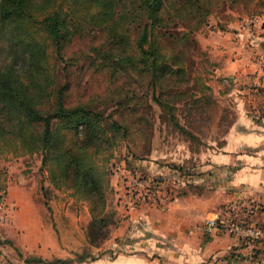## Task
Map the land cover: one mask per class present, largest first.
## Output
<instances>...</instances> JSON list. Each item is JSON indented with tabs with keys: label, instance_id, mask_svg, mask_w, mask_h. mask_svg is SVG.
<instances>
[{
	"label": "trees",
	"instance_id": "16d2710c",
	"mask_svg": "<svg viewBox=\"0 0 264 264\" xmlns=\"http://www.w3.org/2000/svg\"><path fill=\"white\" fill-rule=\"evenodd\" d=\"M248 1L0 0V152L2 147L12 146L15 152L21 149L20 154H40L49 183L59 191H69L75 201L88 204L91 219L86 238L91 245L101 246L110 235V225L116 223V213L110 208L113 160L122 141L126 140L128 149L124 159L127 169L148 175L130 165L128 157L141 158L132 150L128 126L93 105L92 100L115 101V95L68 103L70 82L59 83L58 69L50 62L51 48L63 60L64 47L84 27L101 31L106 35L107 49L101 45L98 53L116 60L120 66L116 72L130 66V72L146 78L153 88V99L173 113L175 105L169 97L158 94V89L188 80V68L183 49L168 55L161 38L167 35L173 46L192 47L197 42L193 35L208 23L213 12L228 2ZM188 22L189 29L179 37L170 31L179 24L187 28ZM133 33L129 45L128 36ZM255 90L254 96L264 97V85ZM172 118L176 120L174 115ZM176 125L186 131L178 121ZM7 180V172L0 170V198L7 195ZM195 187L186 184L178 195ZM101 255L93 257L84 250L74 258L27 257L25 262L74 264ZM253 257L257 259V255Z\"/></svg>",
	"mask_w": 264,
	"mask_h": 264
},
{
	"label": "rangeland",
	"instance_id": "374dc122",
	"mask_svg": "<svg viewBox=\"0 0 264 264\" xmlns=\"http://www.w3.org/2000/svg\"><path fill=\"white\" fill-rule=\"evenodd\" d=\"M255 23H260L264 28V0H251L235 4L228 2L226 7L213 12L208 18V23L195 32L193 37L197 42L192 47H189V44H181L177 47L176 43L173 46V42L168 43L167 35L161 38L160 41L166 44L167 49L164 51L168 55L178 54L183 49L186 56L185 66L188 68V80L185 79L183 83L172 88L166 87L163 91L161 88L158 89V94L169 97V101L175 105L173 113L168 112L153 99V88L146 78H140L130 72V66H127L126 70L121 69L116 72L120 67L116 60L103 58L98 53L101 45H105V49H107L106 35H103L99 30L92 32L84 27V31L69 40L64 47L63 60L57 56L55 49L51 48L50 62L55 64L58 69L59 83L70 82V89L67 91L68 103L76 104L79 101H89L99 96L111 98L115 95V101L92 100L94 107L102 110L105 115H113L128 126L132 133L130 137L132 150L139 158L153 161L160 166L180 170L178 181L175 183L173 180L165 181L166 189L170 185L177 186L178 184L180 189L186 187V184L193 187L198 185L197 181L200 175L204 174L200 170L201 164L207 161L209 153L224 145L229 131L241 111L247 110L248 113L258 116L262 114L264 107V99L254 96L255 89L264 85V51L257 49L252 52L253 44L251 42L244 43L241 50V54L244 52V55L240 58H245L246 63L252 62L254 68H252L251 74L238 75L240 72L236 70H232L230 73L222 71V54H215V58H212L214 54L206 50L201 38L215 26L227 27L232 30L238 24V26L243 24L245 28L254 29ZM186 25L187 28L184 27V24L174 25L170 31L179 37L180 33L189 29L190 22ZM261 34L264 36V31ZM134 35L135 33L128 36L129 45L132 44ZM261 41L258 44L259 48L263 46L264 39ZM112 42L114 43V41ZM236 53L238 52L236 51ZM118 98L122 99V103L116 104L119 103ZM173 115L176 120L172 118ZM176 121L186 131L178 128ZM2 148L4 149L0 152V170L7 172V194L10 187V192L13 195L24 190L29 191L34 195L35 200L39 201V204H44L47 209L51 210L48 204L56 195L57 189L49 183L46 171L42 169L41 155L38 153L20 154L21 149L15 152L12 146ZM127 150L126 140H124L113 160L114 175H119L122 168L121 161L125 159ZM125 173L123 171L122 176L117 177L118 181L125 177ZM156 175L163 176V174H155L150 177L153 179L157 177ZM185 181L184 185L182 182ZM180 189L177 188V191ZM63 192H68V194ZM60 193L61 198L57 200H60L62 204H68L71 193L66 190H61ZM8 197V195L2 196L0 202L3 201L7 205L6 208L9 207V214L13 217L22 205L12 203L11 196ZM82 203L84 202H79L83 205ZM72 206H75V203ZM111 210L117 212L113 208V203ZM114 217L116 223L110 225V235L112 229L121 220V217L116 214ZM79 221L85 225L84 227L79 226L83 228L87 237L90 222L86 224L83 217ZM48 224L50 229L53 228L51 231L54 237L58 236L60 241L65 239L66 231L61 230L58 221L49 220ZM73 224L74 222L68 225L69 234L73 232ZM3 228L4 226L0 224V233L5 231ZM0 241L10 240L0 237ZM103 252L102 250L96 251L92 256L101 255ZM11 253L0 249V256H5L0 261L7 260V262L0 263L14 264L8 256ZM13 254L20 256L21 253L15 249ZM110 254L114 256L112 252Z\"/></svg>",
	"mask_w": 264,
	"mask_h": 264
},
{
	"label": "crops",
	"instance_id": "0c3cea01",
	"mask_svg": "<svg viewBox=\"0 0 264 264\" xmlns=\"http://www.w3.org/2000/svg\"><path fill=\"white\" fill-rule=\"evenodd\" d=\"M238 25L232 30L215 26L201 39L206 50L214 54L212 58L215 54H222V71L251 74L254 64L240 58L244 55L241 50L244 43L251 42L252 52L257 49L264 51V43L261 48L258 47L264 39L261 34L264 28L260 23H255L254 29ZM235 50L238 53L235 54ZM261 113L256 116L247 110L241 111L224 145L209 153L207 161L201 164L200 170L204 174L200 175L198 185L184 189L183 194L167 208L145 205L124 213L118 199L123 178L119 181L118 178L128 169L126 160L121 161L119 175L112 177L114 196L110 202V208L113 203L121 220L112 229L108 241L101 246L91 245L79 226H85L79 221L82 217L86 224L91 219L86 202L81 205L69 196L68 204H62L57 200L61 198V191L56 190V195L48 204L50 210L39 204L31 192L24 190L13 195L9 186L7 195L11 196V202L22 206L13 215L11 223L4 226L5 231L0 233L1 238L10 240L0 241V249L12 252L8 256L14 264H33L25 262L27 257L47 260L74 258L75 253L84 250L92 254L100 250L104 252L95 260L74 264H264V260L261 263L255 260L250 248L244 247L237 238L202 228L208 218L234 198L248 196L264 200V110ZM128 159L131 167L145 171L148 176L163 174L156 175V178L166 182L173 180V183L179 180L180 170L177 168L160 166L144 159ZM74 203L75 206H72ZM49 220L58 221L61 230L66 231L65 239L60 241L58 236L54 237ZM255 220L264 226V213ZM72 222L74 228L69 234L68 225ZM15 249L21 253L20 256L13 254ZM0 257L2 260L5 256Z\"/></svg>",
	"mask_w": 264,
	"mask_h": 264
},
{
	"label": "built area",
	"instance_id": "2783aa9c",
	"mask_svg": "<svg viewBox=\"0 0 264 264\" xmlns=\"http://www.w3.org/2000/svg\"><path fill=\"white\" fill-rule=\"evenodd\" d=\"M125 171V177L118 190L119 205L124 213H130L148 204L167 208L178 197L177 188H180L178 185H170L166 189L164 180L152 179L139 171L132 172L129 169ZM185 183L186 181L183 182L184 185ZM6 206L3 201L0 202L2 226L12 221L9 207ZM262 213H264V200L239 196L216 211L205 221L202 228L214 231L218 235L237 238L244 247L250 248L253 256L257 255V260L261 263L264 260V226L255 218Z\"/></svg>",
	"mask_w": 264,
	"mask_h": 264
}]
</instances>
